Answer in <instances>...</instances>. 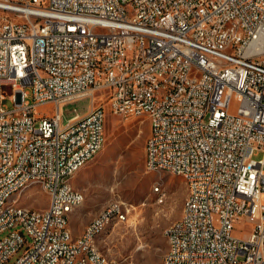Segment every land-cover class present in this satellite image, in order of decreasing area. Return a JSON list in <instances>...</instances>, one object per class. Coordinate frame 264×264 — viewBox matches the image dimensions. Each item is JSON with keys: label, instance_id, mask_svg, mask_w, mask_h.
Here are the masks:
<instances>
[{"label": "built area", "instance_id": "2783aa9c", "mask_svg": "<svg viewBox=\"0 0 264 264\" xmlns=\"http://www.w3.org/2000/svg\"><path fill=\"white\" fill-rule=\"evenodd\" d=\"M104 95L119 117L148 119L146 168L194 189L162 264H264V0H0V264L25 245L13 264H122L92 244L104 218L127 221L122 202L79 237L69 225L68 205L86 199L69 196L70 177L106 143ZM85 98L88 112L65 121ZM50 104L52 116L35 114ZM34 182L48 186L43 210L17 200Z\"/></svg>", "mask_w": 264, "mask_h": 264}, {"label": "rangeland", "instance_id": "374dc122", "mask_svg": "<svg viewBox=\"0 0 264 264\" xmlns=\"http://www.w3.org/2000/svg\"><path fill=\"white\" fill-rule=\"evenodd\" d=\"M2 91L6 97L3 105L12 109L13 102L9 97L13 94V88L4 85ZM103 93L107 91L95 93V106ZM102 103L106 109L105 146L72 179L73 186L86 196L82 209L87 207L84 215L75 219V228L82 230L97 213L118 200L129 210L128 219L117 225L113 223L100 235L98 247L122 264H162L168 247L165 232L181 217L187 198V185L180 176L151 172L146 168L144 146L150 132L146 117H119L111 111L107 95H104ZM90 105L88 98L66 105L63 109L64 120L76 114L84 115ZM54 108L52 104L40 106L35 114L40 117L52 116ZM237 108L238 101L233 100L231 113H236ZM263 157L260 153L255 158L259 160ZM155 187L159 190L156 191ZM25 192V206L38 210L47 208L49 198L41 187L31 186ZM253 225V221L244 220L243 225L234 231V236L243 238ZM9 233H2L0 239ZM25 247L8 264H13Z\"/></svg>", "mask_w": 264, "mask_h": 264}, {"label": "bare ground", "instance_id": "6f19581e", "mask_svg": "<svg viewBox=\"0 0 264 264\" xmlns=\"http://www.w3.org/2000/svg\"><path fill=\"white\" fill-rule=\"evenodd\" d=\"M226 29H233V22H226ZM142 35H150V28H142ZM239 41V31H232L230 37H228V44H236ZM150 133V132H149ZM95 157H87V164L93 160ZM151 172H156V173H161V172H167V169H158V168H147ZM74 176L70 177L69 181V196L71 197H78V192L80 190L76 189L73 186L72 179ZM187 185V198L183 206L182 214L179 219H177L175 222H173L167 230L172 229L179 223L180 221H183L184 218H191V208L190 204L193 203V198H194V189H192V185L189 180H187L186 177H182ZM31 186H39L41 189L45 192L48 193V186H44V183L42 182H34L31 183L27 186V190ZM24 191H19L17 192V200L18 201H24V199L27 197V193ZM159 189L156 188V191ZM31 197V196H30ZM5 210H10V211H18V203H5ZM76 210V205H68V214L73 213ZM114 223V218H104L103 219V224L99 226L97 232L95 234H92V244L95 247H98V237L102 235L112 224ZM167 232V231H166ZM168 242V247L171 248V238H167ZM165 257H169V250H166L163 259Z\"/></svg>", "mask_w": 264, "mask_h": 264}, {"label": "crops", "instance_id": "0c3cea01", "mask_svg": "<svg viewBox=\"0 0 264 264\" xmlns=\"http://www.w3.org/2000/svg\"><path fill=\"white\" fill-rule=\"evenodd\" d=\"M86 197V196H85ZM87 211V207H85L84 209H82V206H80L79 207V209H77V210H75L73 213H71V215H70V218H69V225H70V228H71V230H72V233H73V236L74 237H79V236H81L82 234H83V232H84V229H85V227L87 226V224L90 222H88L86 225H84V228L82 229V230H79V229H77V228H75V223H74V221H75V219L76 218H80L81 216H83L84 215V212H86Z\"/></svg>", "mask_w": 264, "mask_h": 264}]
</instances>
